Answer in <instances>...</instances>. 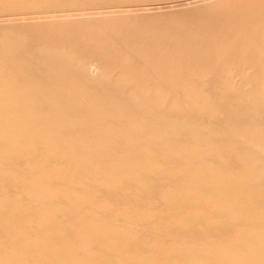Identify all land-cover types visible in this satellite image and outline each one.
<instances>
[{"label": "bare ground", "instance_id": "obj_1", "mask_svg": "<svg viewBox=\"0 0 264 264\" xmlns=\"http://www.w3.org/2000/svg\"><path fill=\"white\" fill-rule=\"evenodd\" d=\"M101 1L104 0H69L67 3L75 7L85 6L87 2ZM202 1L206 0H188L185 4ZM46 2L52 3L53 0H0V8L16 9L21 4L36 8ZM81 6L77 8H82ZM135 9L132 7L131 10ZM111 12L114 10L105 9L96 14ZM147 17H133L124 21L106 18L108 21L102 22V19L88 18L0 28V134L6 132V139L16 140L20 146L28 143L31 146L28 151L34 157L38 154L36 145H42L56 150L60 156H67L73 162L80 151L73 153L70 147L63 148L65 146L62 141L75 134H78L79 141L91 140L93 148L108 158H112L114 149L118 146L116 143H122L128 137L137 139L136 145L140 151L135 158L139 159L148 155L147 151L140 148V144L144 142L157 153L162 145L188 141L194 137L203 141L202 135L194 136L197 131L196 124L199 122L198 111L195 114L193 109L189 112L191 124L175 123L164 119L165 115L158 114L156 99L159 101L162 95L159 88L161 85L175 88L176 98L181 94V101L175 102L178 111L179 102H184V98L197 101L195 94L178 91V87L188 86L196 75L218 72V65L212 63L215 57L228 56V65L235 63L232 58L243 62L245 57H257L255 70L264 69V51L257 48L264 47V0H219L201 11L153 16L155 18L152 19ZM99 27L116 31L98 33ZM224 43L230 46H225ZM111 66L120 67L130 79L122 76L117 82L109 81L106 70ZM92 68L99 71V76L93 75ZM82 80L96 81L102 92L89 91ZM125 80L133 81L134 98L124 99L114 95H117ZM109 90L114 94L105 95ZM231 95L233 98H241L236 92ZM243 99L250 101L249 97ZM250 99L255 107L244 119L249 123L250 118L254 117L253 124L237 127L232 125L227 128L226 133H216L215 137L222 139L220 149L243 146L240 139L246 138L254 143L253 146L263 149L264 157V131L257 128L259 125H254L258 120L264 119V103L255 96ZM155 109L150 116L147 111ZM182 109L178 112L181 113ZM205 110L217 116L224 112L222 121L226 124H231L227 121L233 120L236 115L228 112L222 102L212 108L206 107ZM168 119H171V116ZM117 131L121 136L114 138L113 134ZM163 131L173 134L162 135ZM207 135L208 133L205 134ZM72 144L79 146L78 142L73 141ZM6 151L3 152L5 159H15L21 154V150L16 148H7ZM134 154L136 153L133 152L131 156ZM211 157L212 154L200 153L194 158L204 161L205 158ZM174 158L171 155L162 156V159L170 160L175 165L172 169L179 167L180 171L187 174L189 169L184 167V162L179 159L174 162ZM238 160L239 163L229 156L219 164L223 174L211 170L214 177L194 179L193 188L188 189L183 193L184 196L175 202L178 206L193 211L194 215L190 213L186 217L184 227L173 226L167 230H171L173 238L189 230L192 240L203 242L207 231H200L198 225L203 221L204 213L208 211L225 233L241 228L244 234L237 236L239 244H247L246 251L254 258V264H264V229L259 233L252 231L257 221L264 217V214H261L264 213V177H254V169L259 164L246 160L245 156H240ZM117 168L104 167L102 177L109 179ZM228 171H231L230 174ZM167 174L171 177L169 172ZM205 174L207 173L203 175ZM249 178L254 182L248 183ZM207 194L217 196V202L207 203ZM191 195H196L199 201H190ZM170 197L173 198V195ZM36 204L48 207L40 202ZM9 227L10 224H5L2 228L0 225V237L4 241L13 247L21 248L23 254L37 252L38 248L31 244L24 246L20 239L9 241L11 237L2 232L4 228ZM52 227L54 225L48 220L35 232H42L39 235L45 234L47 238H52ZM102 237L105 241L113 240L111 234ZM117 240L119 243L115 241L114 244L120 245L123 252L143 245L140 240L125 237ZM250 244L254 246L249 250ZM229 252L235 257L234 261H229ZM37 253L40 255L38 264L61 263L58 260L61 252L50 253L49 248L44 246L42 251ZM173 255L182 260H185V256L186 259L191 256L195 257L194 259L200 257L206 260V264H244L232 248L196 247L181 250ZM48 257L52 258L54 263L48 262ZM86 257L89 263L73 259L61 264H96L94 256L87 254ZM124 262L145 264L146 260L138 262L130 258Z\"/></svg>", "mask_w": 264, "mask_h": 264}, {"label": "rangeland", "instance_id": "obj_2", "mask_svg": "<svg viewBox=\"0 0 264 264\" xmlns=\"http://www.w3.org/2000/svg\"><path fill=\"white\" fill-rule=\"evenodd\" d=\"M67 1L69 0H53L52 3L46 2L40 5V8H33L27 4H21L16 9L0 8V28L9 29L28 23L51 24L79 19L88 20V18L102 19L101 22L108 18L124 21L133 17L143 19L148 16L147 18L152 19L155 18L153 16L201 11L202 8L211 6L219 0L189 4H185L188 0H104L87 2L85 6L79 5L82 8L73 7ZM98 3L101 5H94ZM132 7L136 9L131 10ZM37 8L41 10L38 11ZM69 8H77V10ZM105 9L106 11L114 10V12L96 14ZM81 13L86 15H78ZM70 14L72 16H68ZM98 29H100L98 33L116 31V29L103 27ZM257 48L264 51L263 46ZM228 58V56L215 57L212 63L218 65V72L211 71L196 75L192 78L191 84L178 87V91H188L195 94V98L197 97L196 102L187 98H184V102H179L180 108L177 110L180 112L179 109L183 108L181 113L175 108V102L181 101V94L180 98H176L175 88L167 85H161L159 88L162 95L159 101L156 99L158 114L165 115L164 119L175 123L191 124L189 112L192 109L194 114L198 111L199 122L196 124L197 131L194 136L202 135V140L205 142L194 137L188 141L162 145L157 153L144 142L140 144V148L147 151L148 155L139 159L135 158L140 151L136 145L137 139L128 137L122 143H116L118 146L116 145L112 158H108L93 148L91 140L79 141L78 134H75L62 141V145L65 146L63 148L70 147L73 153L80 151L73 162L67 156H60L56 150L53 151L42 145H36L37 156H39L34 157L28 151L31 147L28 143L20 146L16 140L6 139L4 135L6 132L1 133L0 225L2 228L5 224H10L9 228H4L2 231L6 236L11 237L9 241L20 239L22 245L31 244L34 248H38L37 252L42 251L44 246L49 248L50 253L61 252L62 254L58 257L61 263L73 259L85 260L89 263L86 257L89 254L96 258V264H126L124 260L130 258L138 262L146 260L145 264H192V262L206 264V260L200 257L194 259L195 257L191 256L186 259L185 256V261L173 254L184 249L210 246L215 249L232 248L235 254H239L244 264H254V258L250 257L246 251L247 244L244 243L246 246H242L237 239L238 235L244 234L243 230L239 228L225 233L216 223V218L208 211L204 213V219L198 225L200 231H207L203 242L192 240L189 230L178 235L177 238H173L171 230H167L173 226L184 227L186 217L190 213L194 215L193 211L178 206L179 204L175 203L176 199L183 197V193L193 188L194 179L205 176L214 177L215 175H211V170L223 174L224 171L220 169L219 164L229 156L233 157L237 163L240 156H245L246 160L259 164L254 169V177L258 175L264 177L263 149L253 146V142L240 137L237 139H240L243 146L220 149L222 139L215 137L216 133H226L227 128H231L232 125L237 127L253 124L254 117L250 118L249 123L245 120L246 118L244 119L245 115L253 112L255 107L250 102L253 101L250 97L255 96L264 103V87H262L264 69L255 70L257 57H245L243 62L232 58L235 60L233 65L226 64L230 62ZM92 70L94 76H99L97 69L92 68ZM106 74L107 79L112 83L117 82L122 76L129 78L118 66L108 67ZM189 74L191 77L194 76L192 72ZM81 82L89 91L102 92L96 81L82 80ZM121 86L117 95L111 90L104 94L107 96L114 94L124 99L135 97L133 81L125 80ZM234 92L239 93L241 98H233L231 94ZM243 97H249L250 101ZM0 102H2L1 99ZM220 102L224 103L228 112L236 114L233 120L227 121L231 124L222 121L224 112L217 116L205 110L206 107H215ZM156 109L147 112L152 116ZM170 116L171 119H168ZM254 125H259L257 128L264 131L263 118ZM207 133L208 135L205 136ZM168 134L172 135L173 132L163 131L162 133V135ZM120 136L118 131L113 134L114 138ZM73 141L78 142L79 146L72 144ZM178 143H180L179 146H177ZM7 148L20 149V156L15 159H5L3 152H7ZM22 152L26 154L23 153V155ZM133 152L136 154L131 156ZM200 153L212 154V157L205 158L204 161L194 158ZM163 155L175 157L174 162L175 159L183 161L184 167L189 169L188 173L184 174L179 167L172 169L175 165L170 160L162 159ZM104 167L118 168L112 176H108V179L102 177ZM168 172L171 177L168 176ZM230 172L227 173L230 174ZM204 173L207 174L203 175ZM247 182L253 183L254 180L249 178ZM261 188H263L262 185ZM171 195L173 198L170 197ZM189 198L193 202L199 201L196 195H191ZM205 201L213 204L217 202V196L207 194ZM39 202L48 207L44 208L36 204ZM261 214L264 213L261 212ZM48 220L54 225L51 228L52 238H47L45 234L39 235L42 232L36 233L38 228ZM263 229L264 217L257 221L252 231L259 233ZM106 234L112 235L111 242L103 239L102 236ZM122 237L140 240L143 245L133 247L129 252H123L120 245L114 244L115 241L118 242L117 239H123ZM253 246L254 244H250L249 250ZM37 252L23 254L21 248L13 247L0 237V264H38L40 255ZM230 260L234 261L235 257L229 252ZM47 261L51 262L52 258L48 257Z\"/></svg>", "mask_w": 264, "mask_h": 264}]
</instances>
